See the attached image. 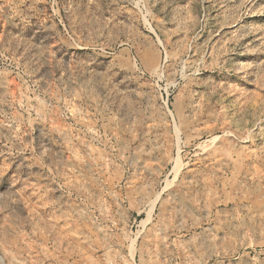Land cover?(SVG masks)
<instances>
[{
  "label": "rangeland",
  "instance_id": "1",
  "mask_svg": "<svg viewBox=\"0 0 264 264\" xmlns=\"http://www.w3.org/2000/svg\"><path fill=\"white\" fill-rule=\"evenodd\" d=\"M0 264H264V0H0Z\"/></svg>",
  "mask_w": 264,
  "mask_h": 264
}]
</instances>
